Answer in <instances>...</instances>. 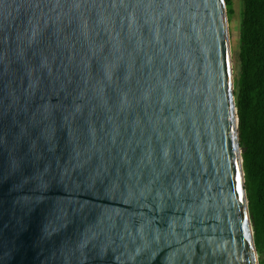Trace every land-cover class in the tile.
Masks as SVG:
<instances>
[{
    "label": "water",
    "instance_id": "1",
    "mask_svg": "<svg viewBox=\"0 0 264 264\" xmlns=\"http://www.w3.org/2000/svg\"><path fill=\"white\" fill-rule=\"evenodd\" d=\"M225 0H0V264H261Z\"/></svg>",
    "mask_w": 264,
    "mask_h": 264
},
{
    "label": "trees",
    "instance_id": "2",
    "mask_svg": "<svg viewBox=\"0 0 264 264\" xmlns=\"http://www.w3.org/2000/svg\"><path fill=\"white\" fill-rule=\"evenodd\" d=\"M227 16L232 0H225ZM235 97L255 242L264 264V0H243Z\"/></svg>",
    "mask_w": 264,
    "mask_h": 264
},
{
    "label": "rangeland",
    "instance_id": "3",
    "mask_svg": "<svg viewBox=\"0 0 264 264\" xmlns=\"http://www.w3.org/2000/svg\"><path fill=\"white\" fill-rule=\"evenodd\" d=\"M233 3V12L227 16L228 20V29L230 34V45H232L233 52V64L234 69H237L235 59L237 60L239 53V36H240V25L241 17L244 9L243 0H232Z\"/></svg>",
    "mask_w": 264,
    "mask_h": 264
}]
</instances>
